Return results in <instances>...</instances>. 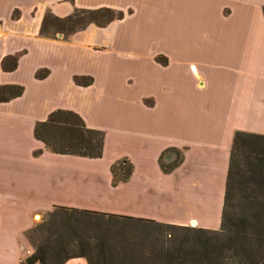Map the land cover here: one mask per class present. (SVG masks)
Instances as JSON below:
<instances>
[{
	"label": "crops",
	"instance_id": "1",
	"mask_svg": "<svg viewBox=\"0 0 264 264\" xmlns=\"http://www.w3.org/2000/svg\"><path fill=\"white\" fill-rule=\"evenodd\" d=\"M103 8L122 19L66 40L40 35L48 14ZM263 9L264 0H0V87L23 88L0 103V264L33 253L32 212L55 208L218 230L234 134L264 136ZM11 57L15 68L10 59L3 70ZM56 110L104 133L100 159L33 156L43 150L35 124ZM169 148L183 161L164 174ZM120 159L133 172L113 187Z\"/></svg>",
	"mask_w": 264,
	"mask_h": 264
},
{
	"label": "trees",
	"instance_id": "2",
	"mask_svg": "<svg viewBox=\"0 0 264 264\" xmlns=\"http://www.w3.org/2000/svg\"><path fill=\"white\" fill-rule=\"evenodd\" d=\"M122 17L121 12L108 8L75 10L62 19L48 14L40 35L66 40L90 24L105 27ZM10 59L15 68L17 57H11L3 61V70L9 71L6 66ZM157 61L166 64L163 58ZM46 74L44 70L38 71L36 78L43 79ZM75 83L87 87L92 79L75 78ZM22 93V87L1 86L0 103L18 98ZM33 135L43 145V150L33 152L34 157L43 151L88 159L102 157L104 133L88 128L72 111L52 112L44 122L35 124ZM182 161V151L169 148L161 153L159 166L168 174ZM110 172L114 187L129 181L133 167L127 159H120L111 166ZM236 198L240 202L237 207L234 206ZM47 215L54 222L57 221L54 218H60V224L57 221L58 226L54 227L59 243L49 247L53 228L48 223L33 227L25 235L33 253L20 264H65L79 258L87 264H264V136L240 131L234 134L218 230L67 208H55ZM127 228L135 234H125ZM143 230L164 235L169 240L162 247L145 250L141 248L144 240L137 236ZM39 236L42 244L37 245ZM52 259L57 261L49 263Z\"/></svg>",
	"mask_w": 264,
	"mask_h": 264
},
{
	"label": "rangeland",
	"instance_id": "3",
	"mask_svg": "<svg viewBox=\"0 0 264 264\" xmlns=\"http://www.w3.org/2000/svg\"><path fill=\"white\" fill-rule=\"evenodd\" d=\"M58 38H61V37H58ZM239 203H240L239 202V199L236 198L234 200V206L237 207L239 205ZM34 215H37L39 217V220H36L35 217H34ZM31 218H32L31 220H32L33 227H35L37 225H40L43 222H46V223H48V225L50 227L53 228L52 229V234H51L52 240L49 241L48 243H50L49 244V247L50 248H51V244H52V246H56L59 243V241H58V236L56 234L57 230L54 227L55 226H58L57 225V221H58V224H60L59 223V219L60 218L59 217L54 218L55 220H57V221L54 222L53 218L52 219L49 218V216L47 215V213L46 214H41L40 212H32ZM189 227H191V228H198V227H195V226H189ZM129 230H131V228H127L125 231H128V232L125 233V234H127V235H133V234H135L133 232H130ZM137 236L140 237V239L144 240V243H142L141 248H145V250H147V249H149L151 247H155V246L162 247L161 244L162 243L164 244V243H166L167 240H169L164 235H161V234H158V233L157 234H154L152 232H145V231H144V233L139 232ZM41 241H42V237L39 236L37 238V240H36V244L37 245L42 244ZM46 252H48V251H46ZM52 261H57V260L56 259H52L51 261H48V262L49 263H53Z\"/></svg>",
	"mask_w": 264,
	"mask_h": 264
},
{
	"label": "bare ground",
	"instance_id": "4",
	"mask_svg": "<svg viewBox=\"0 0 264 264\" xmlns=\"http://www.w3.org/2000/svg\"><path fill=\"white\" fill-rule=\"evenodd\" d=\"M35 219H36V220H39V217H38V216H35Z\"/></svg>",
	"mask_w": 264,
	"mask_h": 264
},
{
	"label": "built area",
	"instance_id": "5",
	"mask_svg": "<svg viewBox=\"0 0 264 264\" xmlns=\"http://www.w3.org/2000/svg\"><path fill=\"white\" fill-rule=\"evenodd\" d=\"M2 30V25H1V23H0V31Z\"/></svg>",
	"mask_w": 264,
	"mask_h": 264
}]
</instances>
